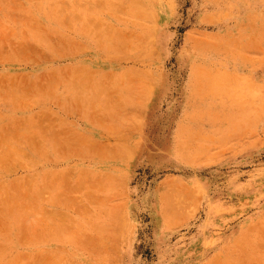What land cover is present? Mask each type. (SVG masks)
Returning a JSON list of instances; mask_svg holds the SVG:
<instances>
[{
  "label": "rangeland",
  "instance_id": "374dc122",
  "mask_svg": "<svg viewBox=\"0 0 264 264\" xmlns=\"http://www.w3.org/2000/svg\"><path fill=\"white\" fill-rule=\"evenodd\" d=\"M0 264H264V0H0Z\"/></svg>",
  "mask_w": 264,
  "mask_h": 264
},
{
  "label": "bare ground",
  "instance_id": "6f19581e",
  "mask_svg": "<svg viewBox=\"0 0 264 264\" xmlns=\"http://www.w3.org/2000/svg\"><path fill=\"white\" fill-rule=\"evenodd\" d=\"M49 9V8H48ZM22 155V154H21Z\"/></svg>",
  "mask_w": 264,
  "mask_h": 264
}]
</instances>
